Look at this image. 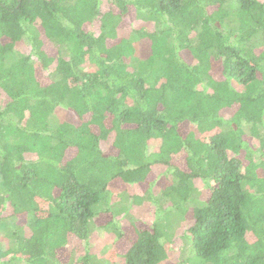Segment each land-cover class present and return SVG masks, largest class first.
Wrapping results in <instances>:
<instances>
[{
    "label": "trees",
    "instance_id": "1",
    "mask_svg": "<svg viewBox=\"0 0 264 264\" xmlns=\"http://www.w3.org/2000/svg\"><path fill=\"white\" fill-rule=\"evenodd\" d=\"M191 208L180 264H264V0H0V264H164Z\"/></svg>",
    "mask_w": 264,
    "mask_h": 264
},
{
    "label": "rangeland",
    "instance_id": "2",
    "mask_svg": "<svg viewBox=\"0 0 264 264\" xmlns=\"http://www.w3.org/2000/svg\"><path fill=\"white\" fill-rule=\"evenodd\" d=\"M135 19V13H132L131 16L125 19L123 26H126L130 23H132ZM46 47L49 51V53L53 54L54 49L48 42L46 43ZM22 50H26L24 47ZM148 53L147 46L142 49V55L146 56ZM214 75L217 78H221V71L219 68H216L214 66ZM218 67V66H217ZM230 110H225V114H229ZM60 120H68L74 123H78V120L70 113L66 112L65 110L60 109L57 113ZM192 127L188 123H184L182 125L183 132H188ZM150 153H153L156 151L155 148H150ZM75 154L74 151L69 152L68 158H71ZM184 163L183 157L176 160V164H182ZM166 171V169L162 166H156L154 168V173L150 174L149 180L158 179L159 183H161V175ZM158 177V178H157ZM196 186L199 190V198L201 201H205L206 198L209 196L210 190L205 186L203 181L197 180ZM113 187L121 190L124 187L120 184V182L116 181L113 183ZM146 188V184L139 185V186H129L128 193L129 194H141L143 190ZM177 214H172L171 217L176 216ZM157 217L155 215V208L152 205L145 204L143 206H134L130 211V217L127 219H124L121 222V226H123V233L125 234L124 237L121 239H117L114 234L104 232L102 230H94V232L91 234V237L88 241H81V242H72V248L70 251H73L75 256L77 258L83 256L85 253H90L91 255H95L100 260H106L105 258H112L114 259L115 256L118 255V258L120 255L125 254L128 249L130 248L133 240L135 239V233L133 228L130 225H126L130 221H138V225L142 227H150L155 221ZM172 222L173 228H175L174 238H173V244L171 246V253L169 259L164 264H180L183 263L185 258L187 257L189 251V246L187 245V242L185 239H183L182 236H184V231L187 230V228L192 225L194 218H193V209H189L188 214L186 215L183 222H180L181 219L178 217H174L170 220ZM171 228V227H170ZM68 252L66 250H62L59 253V257L63 261H67L68 259ZM122 259H117L118 263L121 264ZM82 264V263H79Z\"/></svg>",
    "mask_w": 264,
    "mask_h": 264
}]
</instances>
